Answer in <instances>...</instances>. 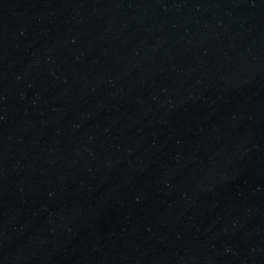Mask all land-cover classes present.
I'll list each match as a JSON object with an SVG mask.
<instances>
[{
    "label": "water",
    "instance_id": "95a60500",
    "mask_svg": "<svg viewBox=\"0 0 264 264\" xmlns=\"http://www.w3.org/2000/svg\"><path fill=\"white\" fill-rule=\"evenodd\" d=\"M155 264H264V0H198Z\"/></svg>",
    "mask_w": 264,
    "mask_h": 264
}]
</instances>
